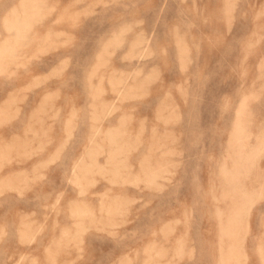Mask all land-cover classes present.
I'll return each instance as SVG.
<instances>
[{"label":"rangeland","instance_id":"374dc122","mask_svg":"<svg viewBox=\"0 0 264 264\" xmlns=\"http://www.w3.org/2000/svg\"><path fill=\"white\" fill-rule=\"evenodd\" d=\"M22 1L0 0V264H264V0Z\"/></svg>","mask_w":264,"mask_h":264},{"label":"bare ground","instance_id":"6f19581e","mask_svg":"<svg viewBox=\"0 0 264 264\" xmlns=\"http://www.w3.org/2000/svg\"><path fill=\"white\" fill-rule=\"evenodd\" d=\"M24 1H26V0H24ZM24 1H22V2H24ZM27 1H28V0H27ZM29 1H31V0H29ZM29 1H28V2H29ZM40 1H41V0H40ZM63 1H64V0H63ZM65 1H66V0H65ZM225 1H226V0H225ZM232 1H233V0H232ZM22 2H20V3H22ZM34 2H35V1H34ZM34 2H33V3H34ZM228 2H229V1H228ZM233 2H234V1H233ZM233 2H232V3H233ZM26 3H27V2H25V4H26ZM59 3H60V2H59ZM65 3H66V2H65ZM65 3H63V4H65ZM223 3H224V2H223ZM63 4H62V5H63ZM225 4H226V3H225ZM227 4H228V3H227ZM19 5H20V4H19ZM33 5H35V4H33ZM62 5H61V7H60L61 9H62ZM66 5H67V4H66ZM68 5H69V4H68ZM36 6H37V5H36ZM57 6H58V5H57ZM69 6H70V5H69ZM18 7H19V6H18ZM23 7H24V6H22V8H23ZM32 7H33V6H32ZM32 7H31V9H32ZM224 7H225V6H224ZM227 7H228V6H227ZM232 7H234V5H232ZM20 8H21V7H20ZM11 9H12V8H11ZM24 9H25V8H24ZM28 9H29V8H28ZM63 9H64V7H63ZM67 9H68V8H67ZM12 10H13V9H12ZM20 10H21V9H20ZM20 10H19V11H20ZM35 10H36V9H35ZM231 10H233V9H231ZM14 11H15V10H14ZM24 11H25V10H24ZM15 12H17V14H19L18 11H15ZM34 12H35V11H34ZM36 12H37V11H36ZM7 13H12V12H10V10H9V12L7 11ZM13 13H14V12H13ZM21 13H22L23 15H25V14H24L25 12L23 13V11H22ZM21 13H20V14H21ZM29 13H31V12H29ZM17 14L15 13V16H17ZM20 14H19V15H20ZM6 15H7V14H6ZM8 15H9V14H8ZM8 15H7V16H8ZM11 15H12V14H11ZM11 15H10V16H11ZM13 15H14V14H13ZM23 15H22V16H23ZM27 15H28V14H27ZM229 15H230V14H229ZM231 15H232V14H231ZM7 16H6V17H7ZM10 16H8V18H7L6 20L10 19V18H9ZM15 16H14V18H15ZM20 16H21V15H20ZM22 16H21V17H22ZM29 16H30V15H28V17H27L28 19L30 18ZM11 17H12V16H11ZM17 17H18V16H17ZM17 17H16V18H17ZM24 17H25V16H23V18H24ZM32 17H33V16H32ZM11 19H13V17H12ZM24 19H26V17H25ZM28 19H27V20H28ZM15 20H17V19H15ZM8 21H10L11 23H12V21H13V23H16V22H14V20H12V21H11V20H8ZM22 21H23V20H22ZM28 21H29V20H28ZM28 21H26V22L23 21V23H24V22L27 23ZM19 22H21V19L19 20ZM19 22H18V23H19ZM18 23H16V24L18 25ZM23 23H22V24L19 23V24L22 25L21 27H23V25L25 24V23H24V24H23ZM28 23H29V22H28ZM48 23H49V22H48ZM48 23H46V24H47L48 27H49L50 24H48ZM25 25H26V24H25ZM25 25H24V27H27L29 24L26 25V26H25ZM51 25H53V24H51ZM12 26H14V24H13ZM44 26H45V25H44ZM53 26L55 27V25H53ZM50 27H51V26H50ZM14 28H16V26H14ZM21 29H22V30H21ZM24 29H25V28H20V26L18 25V27L16 28V32L14 33V36H16L17 38L21 37V35L23 36L24 31L27 30V29H25V30H24ZM44 29H45V27H44ZM55 29H58V28H55ZM61 29H62V28H61ZM9 30H10V28H9ZM12 30H13V29H12ZM40 30H41V29H40ZM53 31H54V30H53ZM9 32H10V31H9ZM34 32H35V31H34ZM34 32H33V33H34ZM37 32H38V31H37ZM39 32H40V31H39ZM44 32L46 33V31H44ZM48 32L50 33V31H48ZM7 33H8V31H7ZM33 33H32V35H33V37H34V34H33ZM56 33H58V32H55V33H53V34L56 35ZM24 34H25V33H24ZM42 34H43V33H42ZM46 34H48V33H46ZM53 34L50 33L51 36H52ZM7 35H8V34H7ZM7 35H6V36H7ZM11 35H13V34L11 33ZM32 35H31V36H32ZM35 35H36V34H35ZM40 35H41V33H40ZM57 36H58V35H57ZM57 36H56V37H57ZM11 37H12V36H11ZM11 37H9V38H11ZM29 37H30V36H29ZM39 37H41V36H39ZM39 37H37V38H39ZM49 37H50V36H49ZM9 38H7V41L9 40ZM21 38H22V37H21ZM21 38H20V39H21ZM23 38H24V36H23ZM25 38H26V37H25ZM37 38H36V39H37ZM43 38H44V40H47L48 36H47V37L43 36ZM45 38H46V39H45ZM54 38H55V37H54ZM30 39H31V38H30ZM36 39H35V42L37 41ZM50 39H51V38H50ZM52 39H53V38H52ZM10 40H11V39H10ZM16 40H17V39H16ZM32 40H33V39H32ZM3 41H4V40H3ZM18 41H20V40H18ZM18 41L16 42V41L14 40L15 43H18ZM25 41L27 42V40H25ZM33 41H34V40H33ZM42 41H43V40H42ZM47 41H49L48 43H50V40H49V39H48ZM47 41H46V42L43 41V42L47 43ZM52 41H53V40H52ZM52 41H51V42H52ZM0 42H2V41H0ZM5 42H6V39H5ZM11 42H12V40H11ZM11 42H10V43H11ZM21 42H22V41H21ZM23 42H24V41H23ZM37 42H38V41H37ZM37 42H36V43H37ZM2 43H3V42H2ZM2 43H1V45L4 46L5 43H4V44H2ZM7 43H8V42H7ZM10 43H9V44H10ZM12 43H13V42H12ZM12 43H11V44H12ZM28 43H29V41H28ZM39 43H40V42H39ZM55 43H56V42H55ZM31 44H33V43H31ZM50 44H51V43H50ZM52 44L54 45V43H52ZM56 44H57V43H56ZM6 45H7V44H6ZM24 45H25V44H24ZM35 45H36V44H35ZM42 45H43V44H41L40 46H42ZM46 45H47V44H46ZM8 46H9V45H8ZM8 46H6L5 48H7ZM37 46H39V44H37ZM50 46H51V45H50ZM9 47H10V46H9ZM11 47H12V45H11ZM19 47H20V46H19ZM21 47H22V46H21ZM21 47H20V49H21ZM31 47H32V45H31ZM35 47H36V46H35ZM45 47H46V46L44 45V48H45ZM1 48H3V47H1ZM5 48H4V49H5ZM23 48H25V47H23ZM11 49H13V51H12V54H13V52H14V50H15V49H14V46H13L12 48H9V50H11ZM26 49H27V47H26ZM28 49H29V48H28ZM40 49H43V47L40 48ZM0 51H1V49H0ZM5 51H6V49H5ZM5 51L3 50V52H5ZM16 51H17V50H16ZM27 51H28V50H27ZM30 51L32 52V50H30ZM37 51H39V50H37ZM3 52L1 51L0 55H4ZM6 52H7V51H6ZM8 52H9V51H8ZM23 52H26V51L23 50ZM20 53H22V52H20ZM20 53H19V54H20ZM29 53H30V52H29ZM24 54H25V53H24ZM9 55H10V52H9ZM9 55H8V56H9ZM15 55H16V53H15ZM25 55H26V54H25ZM28 55H29V54H28ZM17 56H18V54H17ZM22 56H23V54H22ZM2 57H5V56H2ZM2 57H1V59H2ZM6 57H7V56H6ZM11 57H12V55H11ZM11 57H8V59H10ZM12 60H13V57H12ZM1 61H2V60H1ZM1 61H0V62H1ZM4 62H5V61H4ZM118 93H119V92H118ZM10 98H11V97H10ZM5 99H7V98H5ZM10 100H11V99H10ZM1 104H2V103H1ZM3 105H4V104H3ZM5 105H6V104H5ZM32 135H33V134H32ZM235 159H237V158H235ZM238 159H239V158H238ZM238 159H237V160H238ZM245 159H247V157H245ZM245 159L243 160V157H242V161H246ZM240 160H241V159H240ZM242 161H241V163L244 164V162H242ZM237 162H238V161H237ZM237 162H236V160H235V163H237ZM235 163H234V164H235ZM239 165H240V164L238 163V166H239ZM244 165H245V164H244ZM236 166H237V164H236ZM240 166H242V165H240ZM245 167H246V166H245ZM225 170H226V169H225ZM22 171H24V170H22ZM226 171H227V170H226ZM234 171H235V170H234ZM234 171H233V173H235V174L238 176V173H237V172H234ZM257 171H258V170H256V173H258ZM9 172H10V171H9ZM220 172H221V171H220ZM228 172H229V171H228ZM228 172H227V173H228ZM20 173H21V172H20ZM23 173H24V172H23ZM23 173H21V175H22ZM225 173H226V172H225ZM225 173H223V174H225ZM230 173H232V172H230ZM233 173H232V175H234ZM248 173H249V172H248ZM220 174H221V173H220ZM228 174H229V173H228ZM228 174H227V175H228ZM252 174H253V173H252ZM21 175H17V176L22 177ZM23 175H24V174H23ZM25 175H26V174H25ZM225 175H226V174H225ZM230 175H231V174H230ZM241 175H242V174H241ZM250 175H251V173H250ZM253 175H254V176H251V177H256V176H257V174H256V176H255V174H253ZM8 176H9V175H8ZM9 177H11V176H9ZM221 177H224V178H226L227 180H229V179H228V176L225 177V176L222 175ZM260 177H261V175H260ZM229 178H231V179H230L231 181L234 180V179L232 178V176H231V177L229 176ZM248 178H249V177H248ZM235 179H237V177H236ZM250 179H251V178H250ZM253 179H254V178H253ZM224 180H225V179H224ZM251 180H252V179H251ZM225 181H226V180H225ZM237 181L239 182L240 180L237 179ZM252 181H253V180H252ZM261 181H262V180H261ZM223 182H224V181H223ZM242 182H243V181H242ZM255 182H256V181H255ZM227 183H228V182H227ZM229 183H230V182H229ZM252 183H253V182H252ZM254 184H255V183H254ZM256 184H257V182H256ZM261 184H263V183L261 182ZM225 185H226V183H225ZM231 185H232V184H231ZM233 185L235 186V185H237V184H233ZM233 185H232V186H233ZM259 185H260V184H259ZM234 186H233V187H234ZM238 186H239V185H238ZM252 186H253V185H252ZM224 187H225V186H224ZM226 187H227V186H226ZM239 187H240V186H239ZM242 187H243V186H242ZM242 187H241V188H242ZM245 187H246V186H244L243 188H245ZM250 187H251V186H249V188H250ZM259 187H260V186H259ZM259 187H258V188H259ZM261 187H262V186H261ZM246 188H247V187H246ZM225 189H226V188H225ZM234 189H235V188H234ZM239 189H240V188H239ZM239 189H238V190H239ZM259 189H260V188H259ZM249 190H250V189H249ZM257 190H258V189H257ZM257 190H256V191H257ZM242 191H243V190H242ZM242 191H241V192H242ZM244 191L246 192L247 190H244ZM247 192H248V191H247ZM250 192L253 193V192H255V191H252V188H251V191H249L248 193H245V194L248 195ZM251 193H250V194H251ZM240 194H241V193H240ZM250 194H249V195H250ZM253 194H254V193H253ZM251 195H252V194H251ZM240 197H241V196H240ZM244 197H245V195H244ZM246 198H247V197H246ZM241 201H242V199H241ZM245 201H246V199H245ZM245 201H244V202H245ZM247 201H248V200H247ZM247 201H246V202H247ZM240 204H241V203H240ZM233 205H234V204H233ZM235 205H236V204H235ZM238 209H239V208H238ZM238 209L236 210V213H235L234 217H232V218L230 219L231 216H230V217L228 216L229 219H230V221H228V222H231L230 230H229V232H228V233H229V236H230V235H232V236H236V235L239 234V233H238V231H239V227H238V226L240 225L241 217H240V210H238ZM231 210H232V208H231ZM233 213H234V211H233ZM233 213H232V214H233ZM252 216H253V215H252ZM252 216H251V217H252ZM253 218H254V216H253ZM222 220H223V219H222ZM226 220H227V219H225L224 222H226ZM220 222H221V221H220ZM241 223H242V222H241ZM227 224L229 225V223H227ZM220 225H221V223H220ZM224 225H225V227H227L225 223H224ZM222 226H223V224H222ZM232 226H233V227H232ZM240 226H241V225H240ZM220 228H221V227H220ZM227 228L229 229V227H227ZM227 228H226V229H227ZM221 229H222V228H221ZM224 229H225V228H224ZM224 229H222V230H224ZM228 229H227V230H228ZM219 230H220V229H219ZM219 233H220V232H219ZM222 233H223V232H222ZM224 233H225V232H224ZM222 235H223V234H222ZM226 236H228V235H226ZM223 237H225V235H223ZM221 238H222V237H221ZM225 238H226V240L228 239L227 237H225ZM236 238H237V236H236ZM228 242H229V240H228ZM225 244H226V242L224 243V245H225ZM232 244H233V243H232ZM224 245H223V246H224ZM231 246H232V245H230V248H231ZM234 246H235V245H234ZM217 247H218V246H217ZM224 247H225V246H224ZM224 247H223V250L220 251V253L222 252V255H223V253H225V252H223V251H224ZM220 248H221V247H220ZM221 249H222V248H221ZM227 249H228V245H227ZM227 249H225V250H226V253H227ZM232 249H233V247H232ZM233 250H234V249H233ZM234 251H235V250H234ZM216 252H217V251H216ZM218 252H219V251H218ZM236 252H237V251H235V253H236ZM238 252H239V251H238ZM226 253H225V254H226ZM239 253H240V252H239ZM225 254H224V255H225ZM224 255H223V256H224ZM237 255H238V253H237ZM226 256H229V255H226ZM226 256H225V257H226ZM245 256H246V255H245ZM225 257H223V258H225ZM236 257H237V256H236ZM227 258H229V257H226L225 259H227ZM245 258H246V257H245ZM229 259H230V258H229ZM229 259H227V260H228L227 263H229ZM237 259H238V258H237ZM237 259H236V260H237ZM222 260H223V259H222ZM231 260H232V259H231ZM234 260H235V259H234ZM234 260H233V261H234ZM245 260H246V259H245ZM223 261H224V260H223ZM225 262H226V260H225ZM225 262H223V263H225ZM231 262H232V261H230V263H231ZM235 262H236V264H239V262H237V261H235ZM227 263H225V264H227ZM241 264H242V262H241Z\"/></svg>","mask_w":264,"mask_h":264}]
</instances>
